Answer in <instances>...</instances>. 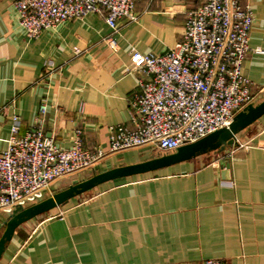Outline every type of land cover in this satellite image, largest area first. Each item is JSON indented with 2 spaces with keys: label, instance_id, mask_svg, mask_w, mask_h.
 <instances>
[{
  "label": "crops",
  "instance_id": "1",
  "mask_svg": "<svg viewBox=\"0 0 264 264\" xmlns=\"http://www.w3.org/2000/svg\"><path fill=\"white\" fill-rule=\"evenodd\" d=\"M15 1L0 0V150L13 114L20 115L21 133L40 129L60 148L80 131L83 146L100 147L106 157L52 183L58 190L72 179L168 154L109 153L108 129L130 123L129 100L142 78L131 67L132 52L159 55L172 47L199 0H134L137 20L119 21L116 33L89 14L36 39L21 28ZM244 2L254 17L249 47L264 50V0ZM242 73L254 97L262 96L259 103L264 54L248 53ZM238 144L70 199L16 228L0 264H264V115L238 135ZM7 218L0 215V236Z\"/></svg>",
  "mask_w": 264,
  "mask_h": 264
},
{
  "label": "built area",
  "instance_id": "2",
  "mask_svg": "<svg viewBox=\"0 0 264 264\" xmlns=\"http://www.w3.org/2000/svg\"><path fill=\"white\" fill-rule=\"evenodd\" d=\"M14 6L31 39L89 14L101 17L113 33L119 21L137 20L134 0H16ZM253 24L244 0H199L172 47L159 55L133 51L131 67L142 78L129 100V125L108 129V152L149 148L170 153L227 128L255 99L252 82L242 73L248 53L264 54L249 47ZM45 110L42 105L40 112ZM9 127L0 150V215L32 204L55 181L91 170L106 157L100 147L86 149L80 131L64 149L40 129L21 133L18 114L11 116ZM197 264L225 263L209 259Z\"/></svg>",
  "mask_w": 264,
  "mask_h": 264
},
{
  "label": "water",
  "instance_id": "3",
  "mask_svg": "<svg viewBox=\"0 0 264 264\" xmlns=\"http://www.w3.org/2000/svg\"><path fill=\"white\" fill-rule=\"evenodd\" d=\"M260 99H262V96L255 98L239 111L227 128L219 129L194 143L179 147L175 151L160 157L95 174L84 181L72 179L68 182L67 187L62 190H58L55 186H50L49 190L43 191L41 197L32 204L26 207H15L3 223L4 230L0 236V258L6 244L11 240L14 231L20 225L66 204L70 199L82 195L97 186L114 180L153 172L208 153L223 152L226 149L238 147V135L264 115V99L258 103ZM219 165L222 169V178L229 180V164L221 160Z\"/></svg>",
  "mask_w": 264,
  "mask_h": 264
},
{
  "label": "rangeland",
  "instance_id": "4",
  "mask_svg": "<svg viewBox=\"0 0 264 264\" xmlns=\"http://www.w3.org/2000/svg\"><path fill=\"white\" fill-rule=\"evenodd\" d=\"M142 159H144V158H140V160H142ZM70 177V176H69ZM66 178H68V177H63V178H61V179H59V180H57V181H61V180H64V179H66Z\"/></svg>",
  "mask_w": 264,
  "mask_h": 264
}]
</instances>
